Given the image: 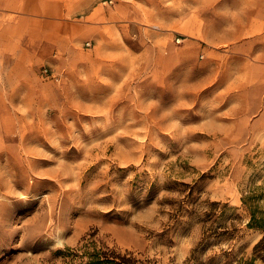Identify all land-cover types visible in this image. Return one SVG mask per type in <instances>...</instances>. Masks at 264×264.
I'll return each mask as SVG.
<instances>
[{
	"label": "rangeland",
	"instance_id": "rangeland-1",
	"mask_svg": "<svg viewBox=\"0 0 264 264\" xmlns=\"http://www.w3.org/2000/svg\"><path fill=\"white\" fill-rule=\"evenodd\" d=\"M93 9L63 31L0 9V264H61L53 252L83 237L150 264L251 256L262 231L242 198L264 208V0ZM211 201L232 238L201 240Z\"/></svg>",
	"mask_w": 264,
	"mask_h": 264
},
{
	"label": "trees",
	"instance_id": "trees-1",
	"mask_svg": "<svg viewBox=\"0 0 264 264\" xmlns=\"http://www.w3.org/2000/svg\"><path fill=\"white\" fill-rule=\"evenodd\" d=\"M258 195L254 192L243 196L242 203L248 210L247 227L260 229L261 237L254 243L252 255L247 258H241L237 264H264V208L257 203ZM220 205L219 201H211L209 207L202 215L204 230L202 239L216 237V239H230L233 237L236 226L233 222L217 221L216 207ZM225 206L226 203L221 204ZM53 256L59 258L61 264H150V261L136 258L131 251L119 250L116 247L108 246L101 240L90 237H83L75 247H66L57 249ZM155 264V263H151Z\"/></svg>",
	"mask_w": 264,
	"mask_h": 264
},
{
	"label": "crops",
	"instance_id": "crops-1",
	"mask_svg": "<svg viewBox=\"0 0 264 264\" xmlns=\"http://www.w3.org/2000/svg\"><path fill=\"white\" fill-rule=\"evenodd\" d=\"M108 2V0H0V9L23 16L29 22L58 24L59 30L63 31L69 23L74 22L71 18L91 17L97 4L103 5ZM80 22L82 30L93 26L88 20H79L77 23Z\"/></svg>",
	"mask_w": 264,
	"mask_h": 264
},
{
	"label": "built area",
	"instance_id": "built-area-1",
	"mask_svg": "<svg viewBox=\"0 0 264 264\" xmlns=\"http://www.w3.org/2000/svg\"><path fill=\"white\" fill-rule=\"evenodd\" d=\"M109 2H111V0H108ZM87 44H88V42H87ZM45 71V70H44Z\"/></svg>",
	"mask_w": 264,
	"mask_h": 264
}]
</instances>
